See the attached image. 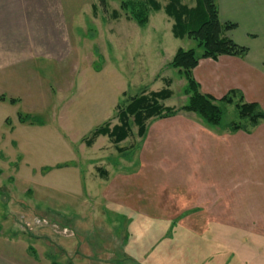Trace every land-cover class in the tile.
<instances>
[{
	"label": "rangeland",
	"instance_id": "374dc122",
	"mask_svg": "<svg viewBox=\"0 0 264 264\" xmlns=\"http://www.w3.org/2000/svg\"><path fill=\"white\" fill-rule=\"evenodd\" d=\"M60 2L62 51L17 59L0 75V264H262L254 233L264 214L247 210L262 188L233 180L241 164L224 142L227 124L240 122L233 103H218V128L178 111L147 120L143 138L132 124L122 153L106 136L85 143L117 124L119 103L161 90L163 79L172 95L161 103L184 105L185 80L167 64L196 42L174 38L162 8L141 27L120 0L106 10L97 0Z\"/></svg>",
	"mask_w": 264,
	"mask_h": 264
},
{
	"label": "crops",
	"instance_id": "0c3cea01",
	"mask_svg": "<svg viewBox=\"0 0 264 264\" xmlns=\"http://www.w3.org/2000/svg\"><path fill=\"white\" fill-rule=\"evenodd\" d=\"M47 1L0 0V75L18 63L17 59L25 61L35 53L44 56L62 51L64 46H56L65 36L62 28L68 24L62 14L63 2ZM216 3L219 19L236 24L225 36L245 47L247 54L243 58L223 55L216 60L201 59L192 71L193 77L203 94L217 100L234 89L241 92L244 102L256 103L264 112V0ZM224 138L237 161L233 165L241 164L233 180L251 181L252 186L262 188V197L255 195L250 200L248 213L264 214V121L249 132L238 130ZM254 234H262L264 243V228ZM261 259L264 264V250Z\"/></svg>",
	"mask_w": 264,
	"mask_h": 264
},
{
	"label": "trees",
	"instance_id": "16d2710c",
	"mask_svg": "<svg viewBox=\"0 0 264 264\" xmlns=\"http://www.w3.org/2000/svg\"><path fill=\"white\" fill-rule=\"evenodd\" d=\"M194 2L193 7H188L182 4L180 0H167V3L162 7L158 0H142L137 3L120 0V8L125 13L130 8V15L127 14L129 15L128 18L139 26L142 27L147 24L151 10L158 11L162 8L166 16L172 19V36L179 39L187 38L196 42V48L177 49L167 64L168 67L177 69L179 75L185 80L183 90L188 98L186 103L178 109L164 106L161 103L172 95L169 88L170 79H163L165 87L159 91L147 92L146 89H142L126 99L122 103L123 105L119 103L116 106L117 124L110 127V123L105 122L91 132L90 138L85 140L88 146L96 137L106 136L115 150L122 153L119 144L129 136L132 124L137 126V135L143 138L147 131V120L151 118L166 119L174 116L178 111L195 113L207 126L218 128L223 114L218 103H233L238 111L240 122L227 124L226 129L230 132L238 130L249 132L260 121H264V112L259 106L256 103L244 102L241 92L237 90H230L217 100L200 91L199 84L192 74L199 60L206 58L216 60L223 55L243 58L247 54V49L238 46L225 36L226 32L236 27V24L222 22L219 19L216 0H194ZM97 3L103 10H106V0H97ZM96 6L93 5V9ZM117 16V11L112 10L111 17L117 19ZM196 49H199L200 52H197ZM124 95L125 93H123ZM19 121L33 124L39 119L20 114ZM57 166L60 168V165ZM48 168L46 167L45 171H48Z\"/></svg>",
	"mask_w": 264,
	"mask_h": 264
}]
</instances>
